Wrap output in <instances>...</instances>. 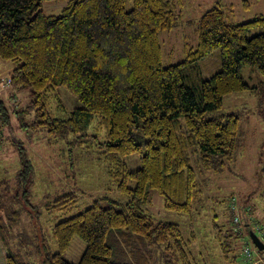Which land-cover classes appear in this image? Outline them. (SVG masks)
<instances>
[{"label":"trees","instance_id":"obj_1","mask_svg":"<svg viewBox=\"0 0 264 264\" xmlns=\"http://www.w3.org/2000/svg\"><path fill=\"white\" fill-rule=\"evenodd\" d=\"M43 1L0 0V59L17 62L8 83L33 94L27 108L35 111V119L25 125L45 130L58 141L90 135L95 127L103 129L100 159L107 164L117 192L129 196L121 202L109 195L112 188H108L92 205L56 222L52 237L57 250L46 248L43 262L133 264L115 260L121 246L113 233L129 230L144 241L148 256L158 246L168 264H208L196 259L178 223L156 221L145 208L151 190H157L165 209L192 214L200 186L191 157H197L202 172L214 168L215 158L234 159L239 116L214 113L222 108L225 95L252 89L241 75L243 65H254L264 74V14L234 24L226 21L221 6L208 9L198 21L199 43L196 49H188L187 56L192 57L165 66L159 33L177 25L183 0H133L131 9L126 0H70L59 15L45 14ZM255 26L262 31L248 37ZM217 48L220 70L208 78L191 74V62ZM59 87L82 103L62 117L51 107ZM1 104L0 100L3 108ZM19 149V193L28 201L27 185L36 169L24 147ZM134 152L141 155V166L131 170L125 157ZM130 180L135 181L134 187L129 186ZM79 201L76 192L65 193L55 199L53 210L71 213ZM29 206L30 213L38 208ZM230 210V221L218 214L213 219L214 238L227 262L236 260L238 251L239 232L232 220L238 210L235 197ZM6 211L0 198V241L20 217L18 209L12 211L14 219ZM238 211L256 220V209L248 201ZM74 235L86 242L78 263L64 256ZM123 252L119 256L127 255ZM131 252L136 264H148L134 249ZM5 260L19 264L9 252Z\"/></svg>","mask_w":264,"mask_h":264},{"label":"rangeland","instance_id":"obj_2","mask_svg":"<svg viewBox=\"0 0 264 264\" xmlns=\"http://www.w3.org/2000/svg\"><path fill=\"white\" fill-rule=\"evenodd\" d=\"M69 3L70 0H46L42 2L41 9L47 15H59ZM214 6H221L226 21L234 24L248 22L264 14V0H183L177 25L159 33L165 66L192 57L187 54L188 49H196L199 43L198 21L205 11ZM126 7L131 9L133 0H126ZM262 29L251 27L247 36L251 37ZM191 65V74L210 77L221 68L220 49H215L197 62H191ZM16 66L15 61L0 59V100L5 109L0 108V198L6 203V212L12 219L15 209L20 211V217L13 228L7 227L0 243L5 250L3 254L12 253L19 264H45L46 248L51 252L57 250L52 237V227L56 222L92 205L96 196L108 188H112L109 195L121 202L128 200L129 196L117 192L110 182L107 164L100 159L98 147L105 139L103 129L95 127L90 135H73L58 141L45 130L35 131L25 125L35 119V111L27 108L33 94L28 88L15 90L8 83ZM241 75L252 89L225 95L222 108L214 113L220 115L232 112L239 116V146L234 159L226 161L221 157L215 158L214 168L202 172L197 168V157H191V165L196 169L200 186V196L198 202L194 203L192 214L165 209L163 196L157 190H151V202L145 208L156 221L178 223L188 247L201 263L246 264L242 259L240 239L236 260L227 262L222 259L219 242L214 238V214L230 221L232 197L237 198L238 210L246 201L254 205L257 214L255 219L264 226V74L254 65L245 64L241 68ZM54 96L51 107L57 116H66L71 109L82 106L64 87H59ZM59 98L65 108L59 103ZM4 113L7 114L6 123ZM19 146L24 147L36 169L27 185L30 190L28 201L19 193ZM125 161L129 169L135 170L141 166V155L137 152L128 154ZM129 186L134 187L135 181L130 180ZM71 191L80 196L79 206L71 213L54 211L55 199ZM17 193L20 198H17ZM29 203L38 205L37 209L31 210L32 213ZM113 234V238H118L116 245L121 246V249L116 250V261L136 264L131 252L134 249L142 259H147L148 264H168L162 248L154 246L152 256H148L146 244L137 235L129 230L126 233L114 231ZM85 248L86 242L74 235L64 256L78 263ZM123 251L127 255L119 256L118 253L124 255ZM5 259L0 258V264H7Z\"/></svg>","mask_w":264,"mask_h":264},{"label":"built area","instance_id":"obj_3","mask_svg":"<svg viewBox=\"0 0 264 264\" xmlns=\"http://www.w3.org/2000/svg\"><path fill=\"white\" fill-rule=\"evenodd\" d=\"M232 220L236 225L235 229L239 232L243 261L246 264H264V248L258 249L250 236V232L253 231L264 243V226L254 219H246L238 210L237 213L234 212Z\"/></svg>","mask_w":264,"mask_h":264},{"label":"water","instance_id":"obj_4","mask_svg":"<svg viewBox=\"0 0 264 264\" xmlns=\"http://www.w3.org/2000/svg\"><path fill=\"white\" fill-rule=\"evenodd\" d=\"M251 238H253L254 243L258 247V249H263L264 248V243L262 242L261 238L258 237L253 231L250 232Z\"/></svg>","mask_w":264,"mask_h":264},{"label":"crops","instance_id":"obj_5","mask_svg":"<svg viewBox=\"0 0 264 264\" xmlns=\"http://www.w3.org/2000/svg\"><path fill=\"white\" fill-rule=\"evenodd\" d=\"M4 247H3V244L2 243H0V252H1V254H0V258H6V256L3 254V253H5V250L3 249Z\"/></svg>","mask_w":264,"mask_h":264}]
</instances>
